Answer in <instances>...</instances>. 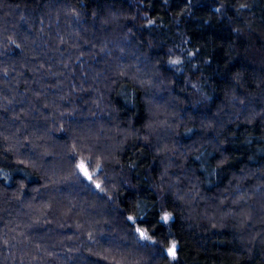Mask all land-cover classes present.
Masks as SVG:
<instances>
[{"label":"trees","instance_id":"obj_1","mask_svg":"<svg viewBox=\"0 0 264 264\" xmlns=\"http://www.w3.org/2000/svg\"><path fill=\"white\" fill-rule=\"evenodd\" d=\"M0 264H264V0H0Z\"/></svg>","mask_w":264,"mask_h":264},{"label":"snow or ice","instance_id":"obj_2","mask_svg":"<svg viewBox=\"0 0 264 264\" xmlns=\"http://www.w3.org/2000/svg\"><path fill=\"white\" fill-rule=\"evenodd\" d=\"M172 63H178V61H173ZM81 170L84 171L85 175H88L87 170L84 168L83 163H81L80 165ZM89 179H91V177L89 176ZM97 187H100L97 184ZM128 219L130 221L133 220V217L129 216ZM161 221L165 224L169 223L172 219V215L171 213L165 212L161 217H160ZM137 233L139 234L140 239L142 240H151V237L142 229L137 228L136 229ZM167 255L169 257H171L172 260H175L177 258V244L175 241H173L170 246L167 249Z\"/></svg>","mask_w":264,"mask_h":264},{"label":"rangeland","instance_id":"obj_3","mask_svg":"<svg viewBox=\"0 0 264 264\" xmlns=\"http://www.w3.org/2000/svg\"><path fill=\"white\" fill-rule=\"evenodd\" d=\"M81 163H83V162L80 160V165H81ZM83 166H84V168L87 170V173H88L89 176L93 177V176L95 175V173H93V172H90V173H89V171H88V169L85 167L84 163H83ZM79 169L81 170V167H80V166H79ZM81 171H82V170H81ZM82 173H84V171H82Z\"/></svg>","mask_w":264,"mask_h":264}]
</instances>
